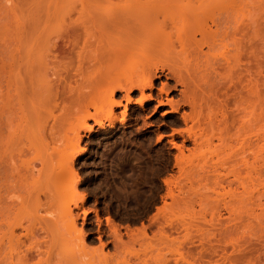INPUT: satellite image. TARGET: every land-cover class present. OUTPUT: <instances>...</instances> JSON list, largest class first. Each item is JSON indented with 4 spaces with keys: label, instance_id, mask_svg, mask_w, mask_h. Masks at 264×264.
<instances>
[{
    "label": "rangeland",
    "instance_id": "1",
    "mask_svg": "<svg viewBox=\"0 0 264 264\" xmlns=\"http://www.w3.org/2000/svg\"><path fill=\"white\" fill-rule=\"evenodd\" d=\"M21 1L0 0V151L10 141L9 131H14V152L22 158L15 162L17 168L22 174L24 163L32 166L30 197L27 199L25 192L23 195L22 177L16 178L17 188L9 195L23 200L17 220L25 224V217L31 216L33 225L30 221L26 224L29 222L35 231L32 264H264V196L256 197L253 205L248 201L223 200L228 196L229 182L231 186L240 182L246 185L252 179L258 190L263 189L259 184L264 179L262 172L250 176L241 167L239 175L234 176L223 161L236 151L250 154L247 143L227 140V131L239 122L238 112L250 99L256 100L257 116L264 112V0H197L213 6L214 11L205 21L194 22V16L185 20L193 21L189 27L197 29L195 39L205 52L197 49L194 54L200 59L199 69L218 53L223 52V58L229 55L231 60L236 56L230 66L225 59L223 65L216 66L223 72V85L219 86L222 88L216 87L221 83L218 79L216 85L210 81L216 78L213 74L211 79L207 77L208 84L212 82L210 86L216 87L213 91L207 84L212 89L209 96L211 91L214 98L210 102V97H206L209 105L223 106L224 141L213 130L214 124L201 122L199 126L189 119L184 121L183 114L192 111L187 101L184 103L188 98L182 96L186 89L166 67L157 71L152 87L130 90L129 100L124 90H116L112 96L119 104L111 106L115 116L111 123L108 115H103L110 107L107 91L102 97L96 95L99 98L93 99L91 105L83 103L84 107H78L77 103L71 105L73 109L65 110L60 105H51L55 90V87L51 90L54 85L50 82L53 70L50 66L52 71L45 67L42 71L31 68L36 55L29 56L27 45L31 38L28 25L37 16V9L39 13V9L41 13L44 11L43 0L36 9L32 0ZM64 1L57 4L53 0L48 16L75 2ZM50 2L45 4L46 9ZM74 4L75 10L68 11L73 18L80 7L77 2ZM50 19L51 27L55 20ZM42 20L41 24L45 22ZM213 21L219 22L218 26ZM57 43L61 50L63 41ZM137 53L139 57L141 53ZM132 56L124 60L121 71L130 69L129 61L139 63ZM134 63L133 66L137 64ZM191 64L189 67L195 66ZM190 70L194 72L196 68ZM195 73L194 76L200 74ZM198 80L200 84L202 80ZM251 81L255 88L253 95L248 92ZM203 84L199 87L205 88ZM196 89L198 92V86ZM201 91L194 94L198 96ZM139 98L143 99L141 105ZM198 98L194 97L195 101ZM96 109H106L99 113L102 127L90 117L97 115ZM261 117L255 120L260 126ZM258 128L255 127V132L261 136L262 129ZM249 134L252 130L245 135ZM249 136L257 143V136ZM257 150L251 168L260 171L264 153L259 147ZM61 152L73 156L70 171L55 179L51 172L61 164ZM66 204L72 208L74 224L61 213ZM74 226L86 232L84 242L73 230ZM114 227L123 237L120 247L112 243ZM143 227L147 238L141 233ZM160 227L165 234H161ZM57 233L63 236L55 244ZM99 234L106 242L103 247L99 246Z\"/></svg>",
    "mask_w": 264,
    "mask_h": 264
},
{
    "label": "bare ground",
    "instance_id": "2",
    "mask_svg": "<svg viewBox=\"0 0 264 264\" xmlns=\"http://www.w3.org/2000/svg\"><path fill=\"white\" fill-rule=\"evenodd\" d=\"M41 1L42 0H32L33 5L36 4V6L34 5L35 9L39 4L44 5V7L38 6L44 8V11H42L44 17L40 9V13L38 9L36 10L38 13L34 10L39 19H44H40L39 21V19H36L37 16H34L36 18L33 17L32 21L31 17L36 14L30 12L31 15L33 14L32 16L30 15L31 19H29L32 22L28 25L31 38L27 45L31 52L29 56L31 54L36 55L31 60V68L34 67L36 70L38 68L42 71L44 67L45 70H49L50 66L53 70L50 69L52 71L51 74H53L55 78L51 75V81L48 79V81L51 82V86L54 85L53 88L51 87V90L55 87V90H53L54 93L50 91V88L48 89L49 93L51 92L54 94V97L51 95L53 97L50 99L52 100V104L50 103L51 105H54V107L60 105L61 108L65 110L69 107L73 109V107L78 104L80 105H78V107H84V104L91 105V103L95 102H93V99L97 100V98L102 97L101 94H103V92L107 91V96L109 95L110 97V107L102 111L96 109L98 111L97 115L91 114L92 116L90 117L101 126V117L106 110L103 115H108L107 117H109L108 119H110L111 123L115 119L111 106L119 104V102L113 100L112 96L115 94L116 90H124L125 96L127 100H129L128 93L130 90L135 88L142 90L146 86L152 87L153 79L158 76L157 71L166 67L176 80L183 85V90L186 89V91H183L184 95L182 94V96L188 98L184 103L187 101L186 103L190 105L192 111H190L191 113L189 112V114H183L182 117L184 121L189 119L194 123L197 122L198 125H201V122H207L210 125L214 124L216 127L213 130L219 132V139H223V106L222 108L221 106L216 108L217 105L213 107L209 105L210 102L214 101L211 91L212 89L214 91L216 87L218 89L223 87H219L220 84L223 85V72L218 71V67L216 68V66L223 65V59H225L226 63L229 65L236 59V56L231 54V57L235 56L232 58L233 60H231L229 55L223 58V52L218 53L214 58L208 59L209 62L205 61L203 69H199L200 66L198 63L200 59L194 56V54L197 52V49L201 53L205 52L203 51L202 44H198L195 39V31L197 29H190V27L193 26V21H189V23L185 21L188 16L189 19L190 16H194V22L198 20L205 21L209 14L214 11L213 6L208 7L206 6L207 3H197V0H75V2L80 4V7L77 10V17L73 18L71 15L76 8L75 2H72L73 4L71 5L70 0H67V3L70 2L71 6L70 8V6L68 7L66 5L65 10L67 7V9L70 8L66 10L67 13H64V7H59L60 9H57H59V11L62 10L61 12L57 10L58 12H56V15L48 16V9L52 7L53 0H49V2L51 1L48 5L50 7H47V9L45 7L47 6L46 3L48 0H43L42 4ZM56 1L58 4L64 0ZM65 1L64 3H66ZM49 11L51 12V9ZM68 11L72 12L68 13ZM53 13L55 12L53 11ZM61 13H63V15ZM40 15L42 17H40ZM45 17L48 18L45 19ZM50 18H53V21L55 20L54 25L51 27L49 25L51 24L49 23L51 22ZM41 20L45 21L44 23L46 24L44 25L43 22L41 24ZM184 21L187 23V27ZM213 22L218 26L219 22ZM182 23H184V25ZM179 24L185 27L182 28L181 25L179 29ZM198 31L202 32L204 29H199ZM60 39L63 41L61 50L57 43ZM208 48H210V45H208ZM41 49L44 50H42L43 56L40 54ZM137 51L141 53L139 57H137ZM134 52L136 55L133 54ZM131 55L136 56L137 58L133 56L132 58L139 60V63H137V61H134L137 64L133 61H129V64L126 65H131L132 67L129 66L130 69L126 68L121 71L120 67L124 63V60L128 57L130 58ZM20 56L22 55L20 54ZM166 56H169V58H166ZM192 62L195 63L193 67L196 68V73H200L197 79H201L202 82H204L203 87H207V80L211 79L212 74L216 77L215 79L213 78L214 81L216 80L218 82L219 80L221 83L214 82L211 79L210 81H212L214 85L217 83V86H210L212 85L211 82L208 85L212 89L208 86L206 92H204L205 88H202V86H200L201 88L199 87L202 82L200 81V84H198L199 80H195L198 76L195 75V77V71L192 72L193 70H190L191 68L193 69V67H189L192 66ZM132 63L136 65L133 66ZM61 72H64V74L62 75ZM207 77L209 79H207ZM72 80L74 82H72ZM49 84L48 82V85ZM197 86L199 91L202 90L201 93H199L202 94V96L204 95L202 98L199 97L201 96L199 94L198 96L195 95L199 92H195ZM213 87H215V89ZM209 90H211V96H209ZM98 91H100L99 94H97ZM248 92L250 95L255 94L252 81L248 84ZM205 93L207 94L205 95ZM96 95H99V97ZM141 95L142 98L144 96L143 92H141ZM192 96L196 98L199 97V101H195ZM206 97L207 99L209 98V100L213 99L209 102ZM138 100L141 105L143 99L140 100L139 98ZM262 100L264 101V98H262ZM71 105H73V107ZM54 107L53 109H55ZM255 107L256 100L250 99L249 103L238 112L237 118L239 122L237 125H232L233 132H231L232 130H228L226 133L228 135L227 140L232 142L234 140L240 141L241 145L247 143V149L250 151V154H247L245 150L236 151L231 154L226 161H223V165H226L234 176L239 175L241 167L249 171L250 176L260 175L261 172L262 176H264V165L260 171V168H251V165L257 157V147L264 153V112L262 115H258L259 118L262 116L260 122L263 121V124L260 126V124H258L259 122H255L256 119H259L255 113ZM63 109L61 110L64 112L65 110ZM69 110H67L65 114L68 113ZM101 112L102 114L100 115L99 113ZM105 116L103 118H105ZM256 126L259 127L258 130L262 129L261 136L259 133L255 132ZM251 130L252 134L249 135L257 136V143H254V140H252L249 135H245L247 131ZM189 133L191 132L189 131ZM9 136L10 141L6 144V149L0 151V264H32L30 259L32 256V247L35 245L33 241V238H35V231L33 226H31L33 225V222L30 220L31 216L27 215L25 217L27 221L32 223L31 225L29 222L26 224L27 221H25L24 224L21 220H17L16 215L21 211L23 200L21 202L17 199L18 196L14 197L11 195L13 196L11 198L9 196L11 194L10 192L14 193L17 188L16 178L22 177V183L25 181V183L28 184L26 186L25 183L23 184V188H25V191L23 189V195L26 193L24 196H27V199L30 197L32 189L29 186L31 185V181L29 182V180L32 166L28 162L24 163L26 166H23L24 171L21 174V170L19 171L20 168L18 169L16 166L17 164H15L17 160H22L21 156L14 152L16 134L14 131H9ZM71 156L69 152L68 154L67 152L61 154V164L53 168L51 172L55 179L68 174L70 171L71 159L73 157ZM262 179L259 181V184H262L261 186L263 187L261 191L256 188L252 179L250 180V184L246 185L240 182L238 185L231 186L229 182L228 196L226 199L223 197V200L225 203L231 201H248L253 205L256 201V197L260 195L264 196V179ZM64 186L65 184H63L61 190H63ZM251 211V214L255 213V210L251 209ZM61 213L74 224L75 217L73 216L72 208L68 204L61 207ZM17 228L20 229L19 232H17ZM73 230L79 233L78 236L84 242L86 232L77 229L75 226ZM113 231L114 236L112 243H114L116 247L122 246V234L117 227H114ZM160 232L161 234H165L161 227ZM141 233H143V238H147L146 235L148 234L144 227ZM129 234L132 233L130 232ZM62 236L61 233H57L54 243L57 244L60 242ZM130 236L132 237V235ZM97 238L100 242L99 246H105L106 242L102 240L100 234ZM7 249L8 251H6ZM15 250L16 252H13ZM15 257H17L16 262H14ZM6 258H9L7 259L9 261H7Z\"/></svg>",
    "mask_w": 264,
    "mask_h": 264
}]
</instances>
